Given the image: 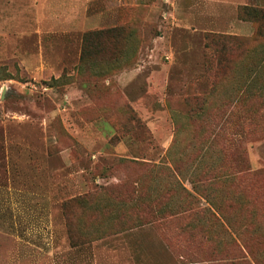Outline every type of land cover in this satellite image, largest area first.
I'll use <instances>...</instances> for the list:
<instances>
[{
	"label": "rangeland",
	"instance_id": "rangeland-1",
	"mask_svg": "<svg viewBox=\"0 0 264 264\" xmlns=\"http://www.w3.org/2000/svg\"><path fill=\"white\" fill-rule=\"evenodd\" d=\"M244 5L264 0H132L99 28L115 36L0 51V218L61 229L67 264H264V36ZM211 32L251 40L230 69Z\"/></svg>",
	"mask_w": 264,
	"mask_h": 264
},
{
	"label": "crops",
	"instance_id": "crops-1",
	"mask_svg": "<svg viewBox=\"0 0 264 264\" xmlns=\"http://www.w3.org/2000/svg\"><path fill=\"white\" fill-rule=\"evenodd\" d=\"M131 1L0 0V51H17L20 56L19 51L25 48L21 43L35 37L40 49H51L43 46L44 38L50 42L53 36H63L68 42L69 37L112 24L118 17L117 7ZM50 222L56 225V220ZM50 232L37 228L30 216L0 218V264H67L66 233L62 260L61 229L59 245Z\"/></svg>",
	"mask_w": 264,
	"mask_h": 264
},
{
	"label": "trees",
	"instance_id": "trees-1",
	"mask_svg": "<svg viewBox=\"0 0 264 264\" xmlns=\"http://www.w3.org/2000/svg\"><path fill=\"white\" fill-rule=\"evenodd\" d=\"M239 15L244 18L246 16H249L251 18H253L256 22H257V28H256V32H255V38L254 40L263 37L264 36V7H251L248 5H244L242 6L239 10H238ZM122 29V26H114L111 28H104V29H95L92 31H88L86 33L83 34V42H85V37H89L90 35L93 34H99V33H103V32H114V36L116 34H118L120 32V30ZM115 40V38H114ZM205 40H206V45L208 47H213L214 49H218L220 48L221 51V56L223 57V65L220 66L221 62H217V66H219V68H223V70H226L227 68L230 69V67H228V64H231L232 61H228L227 58V54L228 52H230V49H232V47L234 46L235 43H238L240 45H242L244 48L249 47L250 41L246 39L245 37H233L230 36L228 34H223V33H215V32H211V33H207L205 36ZM248 52V49H245V53ZM85 195L91 196L92 194L90 193H86ZM83 196L79 195V196H75L72 198H69L68 200H66L67 203H73V202H78L81 200Z\"/></svg>",
	"mask_w": 264,
	"mask_h": 264
}]
</instances>
